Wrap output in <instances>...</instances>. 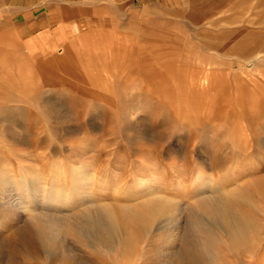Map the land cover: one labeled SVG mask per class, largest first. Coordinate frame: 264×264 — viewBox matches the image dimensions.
Segmentation results:
<instances>
[{"label": "rangeland", "instance_id": "1", "mask_svg": "<svg viewBox=\"0 0 264 264\" xmlns=\"http://www.w3.org/2000/svg\"><path fill=\"white\" fill-rule=\"evenodd\" d=\"M3 196L0 264H264V0H0ZM158 196L181 238L124 211ZM207 197L251 219L246 243ZM92 206L123 239L95 237Z\"/></svg>", "mask_w": 264, "mask_h": 264}, {"label": "bare ground", "instance_id": "2", "mask_svg": "<svg viewBox=\"0 0 264 264\" xmlns=\"http://www.w3.org/2000/svg\"><path fill=\"white\" fill-rule=\"evenodd\" d=\"M244 106V105H243ZM247 105L244 106L242 109L243 111L247 112ZM250 111V110H249ZM89 171V170H88ZM87 170L78 169L76 173L72 176V183L74 187L81 186H88L90 185L91 180V173H88ZM81 181L80 184L77 182ZM71 183V182H70ZM90 187V186H89ZM88 187V188H89ZM211 188V186H210ZM91 189V188H90ZM212 189V188H211ZM76 190V189H74ZM78 190V189H77ZM202 190V189H201ZM81 191V190H80ZM86 191V190H85ZM156 191V190H155ZM203 191V190H202ZM76 192V191H75ZM204 194V193H203ZM86 195V194H85ZM156 195V194H155ZM87 196V195H86ZM211 196V195H210ZM74 197V196H72ZM4 196L0 199V207L7 211L12 208V206H16L13 202L9 200H4ZM28 198V197H27ZM67 198V197H66ZM72 200V199H71ZM36 201V200H35ZM46 201V200H45ZM66 201V199H64ZM25 202V201H24ZM202 206L205 207L208 215L210 218H218L220 222L223 224V228L226 233L236 242L239 243H246L249 239V232L252 228L251 219L247 217V215L235 210L232 208L225 198L215 199L212 197L202 198L199 202ZM26 204V202H25ZM38 204V203H37ZM73 204V203H72ZM23 205V204H22ZM34 206V205H33ZM38 206V205H37ZM39 207V206H38ZM36 207V208H38ZM24 208V207H23ZM19 209V208H18ZM174 209L172 204H169L165 201L162 197H152L150 199L145 200L139 206H125L124 211L126 212L127 216L132 219L134 222L140 224L143 227L149 229H157L161 232H165L168 239H177L180 237L179 233H177L178 226L177 224L173 223V220L169 217V212ZM14 210V208H13ZM16 211V210H15ZM20 212L23 210L19 209ZM37 211V210H36ZM40 211V210H39ZM18 212V211H17ZM24 212V211H23ZM3 210L1 211V215ZM8 213V212H7ZM12 211L10 212V214ZM4 214V213H3ZM6 214V213H5ZM14 215V214H13ZM4 216V215H3ZM9 216V215H8ZM7 216V217H8ZM2 217V216H1ZM86 219L88 220L89 230L91 232L96 233L95 237L100 241L105 240H115L119 241L123 239V235L129 231V226L124 221V218L121 216V213L118 212L112 206H102L100 209L98 207L91 208V211L85 215ZM6 218V217H5ZM13 218V216H12ZM128 218V219H129ZM207 218V217H206ZM61 219V218H60ZM64 220V219H63ZM177 220V219H176ZM217 222V221H216ZM215 222V223H216ZM178 223V221H177ZM131 224V223H130ZM136 225V224H135ZM179 225V223H178ZM134 226V225H133ZM180 226V225H179ZM214 226V225H213ZM18 227V226H17ZM34 227V226H33ZM47 228V227H46ZM134 228V227H133ZM180 228V227H179ZM23 229V228H22ZM30 229V228H29ZM25 230V229H23ZM35 235H37V239L41 241L48 242L52 240L53 234L46 230L42 226H35ZM179 230V229H178ZM223 230V229H222ZM132 231V230H131ZM150 231V230H149ZM152 232V231H151ZM150 232V233H151ZM155 232V231H154ZM179 232V231H178ZM33 234V233H32ZM82 234V233H81ZM87 234V233H86ZM184 234V233H183ZM74 235V234H73ZM72 235V236H73ZM78 235V234H77ZM93 235V234H91ZM75 236V235H74ZM83 236V235H82ZM90 236V235H89ZM94 237V236H93ZM175 237V238H174ZM25 244L32 243L34 244L33 238H27L24 231H22L19 227L15 229L11 239V242H22L23 239ZM84 238V237H83ZM125 238V237H124ZM165 238V237H164ZM181 238V237H180ZM184 238V237H183ZM198 238V237H197ZM5 239V238H4ZM22 239V240H21ZM88 239V238H87ZM92 239V238H91ZM86 240V239H85ZM164 240V239H163ZM180 240V239H178ZM95 241V240H94ZM123 242V241H122ZM167 242V241H166ZM199 242V241H198ZM2 243H5L4 241ZM37 243V241H36ZM157 243V242H156ZM162 243V242H161ZM6 244V243H5ZM14 244V243H13ZM20 244V243H17ZM100 244V243H99ZM183 244V243H182ZM188 244V243H187ZM199 244V243H198ZM39 245V244H38ZM91 244H89L90 246ZM186 245V244H185ZM2 246V245H1ZM19 246V245H18ZM22 246V245H21ZM20 246V247H21ZM26 246V245H25ZM51 246V245H50ZM8 247V246H7ZM10 247V246H9ZM24 247V243H23ZM31 247V246H29ZM33 247V246H32ZM31 247V248H32ZM18 247H16L17 250ZM26 248V247H25ZM28 248V247H27ZM185 248V247H184ZM6 249V248H5ZM9 249V248H8ZM182 249V248H180ZM15 250V248H14ZM30 250V249H29ZM49 250V249H48ZM179 251L176 255V259L186 260V258L193 259L196 253H192L191 251ZM8 251V250H7ZM51 251V249H50ZM18 252V251H16ZM20 252V250H19ZM40 252V251H37ZM44 252V251H43ZM195 252V251H194ZM21 253V252H20ZM23 253V252H22ZM45 253V252H44ZM165 254V253H164ZM200 254V253H199ZM204 254V253H203ZM53 255V253H52ZM156 255V254H155ZM169 255V253H168ZM51 256V255H50ZM65 256V255H63ZM62 257V256H61ZM174 259V258H173ZM196 259V258H195ZM187 261V260H186Z\"/></svg>", "mask_w": 264, "mask_h": 264}]
</instances>
